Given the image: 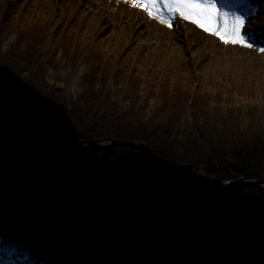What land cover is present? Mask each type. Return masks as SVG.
<instances>
[{
  "label": "trees",
  "instance_id": "trees-1",
  "mask_svg": "<svg viewBox=\"0 0 264 264\" xmlns=\"http://www.w3.org/2000/svg\"><path fill=\"white\" fill-rule=\"evenodd\" d=\"M13 17L10 5L0 24V120L38 129L64 127L71 139L108 137L144 141L170 161L205 166V173L216 179L243 176L264 180V107L260 112L251 106L243 111L226 101L224 105L215 101L213 106L206 101L209 96L199 95L190 103V89L180 87L179 83L170 89L165 80L156 92L155 75L145 91L150 89L148 94L156 100V107L145 118L139 80L132 77L122 103L115 102L103 83L112 63L106 62L104 67L108 65L109 71L103 73L99 65L102 55L96 50L91 57L92 65L84 59L88 68L78 77L76 93H68L50 81L63 79L56 56L73 39L56 30L52 40L61 36L58 47L44 61L40 48L48 37L46 25H36L27 31L14 25ZM76 58V54L70 57L71 61ZM122 72V67L115 72L114 82L124 79ZM99 73L102 78L97 84ZM129 151L94 147L33 149L26 142L0 132V180L9 179L8 188L16 185L15 194L26 197L14 204L10 222L14 225L19 221L24 206L35 217L48 206L57 210L60 227L79 230L83 217L79 214L97 202L100 226L107 213L102 198L117 176L126 171L132 201L116 211L108 222L110 253L119 242L138 246L139 254L160 250L159 243L166 251L170 228L176 235L182 227L186 239L180 247L187 260L201 256V260L210 263L264 264V197L259 190L233 189L225 203H218L202 192L200 199H192L186 181L174 179L145 154L130 155ZM23 169L25 172L21 174ZM185 203L187 210L177 208ZM70 207L76 211V218L68 223L65 216ZM148 208L153 210L149 218ZM221 210L235 217L226 228L218 227L211 218L213 212ZM158 218L160 230L150 231Z\"/></svg>",
  "mask_w": 264,
  "mask_h": 264
},
{
  "label": "rangeland",
  "instance_id": "rangeland-1",
  "mask_svg": "<svg viewBox=\"0 0 264 264\" xmlns=\"http://www.w3.org/2000/svg\"><path fill=\"white\" fill-rule=\"evenodd\" d=\"M9 3L15 6L14 25L28 31L45 24L48 33L60 30L61 34L65 32L73 39L70 46L65 50L62 48L56 56L63 79L50 81L68 93H76L78 77L88 68L82 61L86 57V62L92 65L91 57L96 50L102 55L99 65L103 73L109 71L108 65L104 67L106 62L110 60L112 63L109 76L102 80L115 102L122 103L132 77L139 80L140 103L145 104V118H149L156 107V100L148 94L150 89L145 91L150 78L155 75L158 79L156 92L165 80L170 89L179 83L180 87L190 89V103L199 95L209 96L210 99L206 100L209 105L214 106L215 101L224 105L226 101L243 111L247 106L264 105V51L260 50L264 49V0H214L216 8L244 19L241 35L251 47L225 44L217 36L178 16L168 18L169 27L141 8L132 7L126 0H0V12ZM60 37L42 45L43 60L56 51ZM74 54L77 58L71 61ZM121 67L124 79L114 82L112 72ZM101 75L99 73L97 79L102 78ZM197 174L198 171L195 176ZM126 175L124 171L117 176L104 197L107 203L129 202L130 186ZM175 178L183 181V176ZM190 191L193 192H189L191 198L200 199V193ZM17 198L0 193V252L7 248L10 260L17 264H202L192 257L186 260L185 253L178 251L179 244L182 245L186 238L182 227L177 232L180 237L176 239L170 228L168 235L177 244L171 240L169 252L162 248L154 255L139 259L135 250L128 245L123 250L120 248L123 244L119 242L109 253L111 244L102 236L104 228L93 223L100 215L98 206L85 210V219L78 231L70 233L68 229H62L56 239L54 232L42 226L25 240L22 234L26 227H34L39 222L31 215L23 217L16 226L8 223L6 214L11 205L20 202ZM180 208L187 209L185 204L178 206ZM51 213L56 215L55 211ZM229 214L221 210L213 213L211 218L218 227H223L234 221V215ZM68 216L73 219L72 210H68ZM160 228L158 218L149 230ZM99 234L101 237H96ZM23 250L27 254L21 257L19 252Z\"/></svg>",
  "mask_w": 264,
  "mask_h": 264
},
{
  "label": "water",
  "instance_id": "water-1",
  "mask_svg": "<svg viewBox=\"0 0 264 264\" xmlns=\"http://www.w3.org/2000/svg\"><path fill=\"white\" fill-rule=\"evenodd\" d=\"M35 129L34 126L28 125H16L8 122H3L0 120V131L4 133L11 134L17 138L26 141L34 148L48 149V148H72V147H95V148H107V149H117L126 147L131 149L133 154L136 150L143 152L147 156L154 159L163 169L175 174H184L188 177V182L191 184L195 180L194 169L202 171L201 167L194 166H184L172 163L165 158L159 156L153 148L148 146L142 141H128V140H115L112 138L104 139H78L70 140L64 133V128L57 130L42 129V135L36 136L31 134L29 130ZM188 170L190 172H188ZM215 185L219 187L218 191L210 192L207 186L203 188L210 197L216 198L218 200H224L230 192V189L241 186L255 187L260 189L264 193V181L251 179V178H236L227 181L214 180ZM119 206V205H118ZM118 206L110 207L107 219L110 215L118 208Z\"/></svg>",
  "mask_w": 264,
  "mask_h": 264
},
{
  "label": "snow or ice",
  "instance_id": "snow-or-ice-1",
  "mask_svg": "<svg viewBox=\"0 0 264 264\" xmlns=\"http://www.w3.org/2000/svg\"><path fill=\"white\" fill-rule=\"evenodd\" d=\"M134 8H141L150 17L171 27L168 18L177 16L203 31L217 36L225 44H246L241 35L244 19L236 14L220 12L214 0H126ZM264 51V49H260Z\"/></svg>",
  "mask_w": 264,
  "mask_h": 264
},
{
  "label": "bare ground",
  "instance_id": "bare-ground-1",
  "mask_svg": "<svg viewBox=\"0 0 264 264\" xmlns=\"http://www.w3.org/2000/svg\"><path fill=\"white\" fill-rule=\"evenodd\" d=\"M5 134H7V135H9V136L11 135V134H8V133H5ZM13 137H15V136H13ZM15 138H17V137H15ZM113 205H114V204H111V207H113ZM74 230H75L74 228L71 229V230L69 229L70 233H71V232H74Z\"/></svg>",
  "mask_w": 264,
  "mask_h": 264
}]
</instances>
